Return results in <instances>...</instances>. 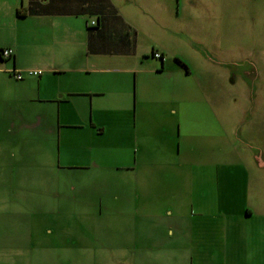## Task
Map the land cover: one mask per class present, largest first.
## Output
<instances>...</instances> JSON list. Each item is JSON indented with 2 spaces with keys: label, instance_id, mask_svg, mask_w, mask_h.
I'll list each match as a JSON object with an SVG mask.
<instances>
[{
  "label": "rangeland",
  "instance_id": "rangeland-1",
  "mask_svg": "<svg viewBox=\"0 0 264 264\" xmlns=\"http://www.w3.org/2000/svg\"><path fill=\"white\" fill-rule=\"evenodd\" d=\"M114 2L137 31L139 53L164 51L170 74L182 73V62L189 67L191 77L179 82L180 104L198 118L182 119L179 145L156 137L148 143L152 155L135 143L116 149L111 170L61 165L52 172L44 168L50 162L28 161L27 191L11 196L21 209L12 201L5 210L0 200V248L18 256L0 264H113L115 258H102L107 239L122 252L110 246L105 252L113 250L122 264H131V254L145 264L147 235L177 240L179 219L190 225L202 217L230 243L236 233L247 235L251 261L264 264V0ZM148 59L162 69L160 59ZM114 61L126 73L127 60ZM165 81L155 104L176 105L173 84ZM198 104L211 109V126L199 124L206 112ZM134 163L137 174L127 169Z\"/></svg>",
  "mask_w": 264,
  "mask_h": 264
},
{
  "label": "crops",
  "instance_id": "crops-1",
  "mask_svg": "<svg viewBox=\"0 0 264 264\" xmlns=\"http://www.w3.org/2000/svg\"><path fill=\"white\" fill-rule=\"evenodd\" d=\"M32 4L36 9L28 14ZM19 11L26 16L20 17ZM95 21L99 29L91 32L88 25ZM1 31L6 35L0 36V53L13 50L9 59L0 54V200L5 210L12 201L21 209L11 196L21 198L27 191L28 161L50 162L44 168L52 172H60L61 165L111 170L116 168L111 164L116 149L135 143L152 155L148 143L156 137L177 138L179 145L182 119L193 122L196 117L192 108L180 104L179 82L191 77L190 70L183 66L182 73H167L164 51L139 53L137 31L114 0H0ZM156 52L162 55L161 70L146 63L150 56L157 59ZM117 59L127 60L126 73L117 68ZM12 70L43 74L16 80ZM247 73L243 71L245 77ZM164 78L173 84L176 97L170 103L176 105L155 104L156 90H166ZM198 106L206 112L199 124L211 126L216 120L211 109ZM127 169L137 174L135 163ZM247 216H253L250 209ZM198 221L188 225L179 219L175 224L182 233L177 240L174 234L147 235L145 264H254L247 235L236 233L230 243L212 232L207 219ZM169 241L177 244L168 248ZM114 242L104 241L102 258L122 264L113 250L105 252L106 246L122 252ZM5 257L18 259L16 252L0 248V261ZM129 262L139 264L133 254Z\"/></svg>",
  "mask_w": 264,
  "mask_h": 264
},
{
  "label": "built area",
  "instance_id": "built-area-1",
  "mask_svg": "<svg viewBox=\"0 0 264 264\" xmlns=\"http://www.w3.org/2000/svg\"><path fill=\"white\" fill-rule=\"evenodd\" d=\"M2 55L4 58L9 59L13 56L12 49H4L2 51ZM156 57H160V54H156ZM11 74L15 77L16 80H23L26 76L28 77H38L43 74L41 70H28V71H21V70H12Z\"/></svg>",
  "mask_w": 264,
  "mask_h": 264
},
{
  "label": "trees",
  "instance_id": "trees-1",
  "mask_svg": "<svg viewBox=\"0 0 264 264\" xmlns=\"http://www.w3.org/2000/svg\"><path fill=\"white\" fill-rule=\"evenodd\" d=\"M36 9V5L35 4H32L31 5V7H30V9L28 10L29 12H28V14H32L33 12H34V10ZM20 13V14H19ZM19 16L20 17H25L26 15H21V11H19ZM88 29H89V31H91V32H94L96 29H99V26H98V23L95 21V22H92V23H90L89 25H88ZM4 49H2L1 50V55H2V51H3ZM156 54H160V53H154L153 54V56L155 57V58H157L156 57ZM2 57H3V55H2ZM4 58V57H3ZM162 58V55L160 54V57H158L157 59H161ZM187 70H188V72H189V67L188 66H185V64H182Z\"/></svg>",
  "mask_w": 264,
  "mask_h": 264
},
{
  "label": "flooded vegetation",
  "instance_id": "flooded-vegetation-1",
  "mask_svg": "<svg viewBox=\"0 0 264 264\" xmlns=\"http://www.w3.org/2000/svg\"><path fill=\"white\" fill-rule=\"evenodd\" d=\"M243 75V72L241 73ZM245 76V75H244Z\"/></svg>",
  "mask_w": 264,
  "mask_h": 264
}]
</instances>
